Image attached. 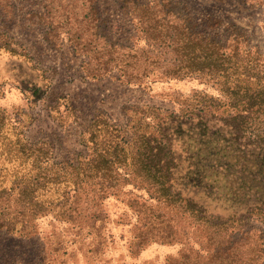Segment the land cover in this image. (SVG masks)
Segmentation results:
<instances>
[{"label": "rangeland", "instance_id": "1", "mask_svg": "<svg viewBox=\"0 0 264 264\" xmlns=\"http://www.w3.org/2000/svg\"><path fill=\"white\" fill-rule=\"evenodd\" d=\"M145 9L142 19L163 41L144 37ZM195 32L236 46L238 65L245 58L264 69V0H0V221L16 226H0V264H264V196L260 187L247 190L254 181L243 184L234 169L199 166L204 185L179 186L173 193L185 199L171 203L135 183L128 166L110 175L132 181L112 189L86 186L75 204L73 191L68 202H57L62 185L39 187L30 204L17 187L10 189L14 175L36 172L35 161L55 175L90 158L84 142L97 121L129 137L147 125L151 130L156 116L178 112L197 92L212 110L241 103L242 91L224 92L234 78L165 73L179 64L182 40ZM238 79L248 83L240 73ZM258 126L264 132V121ZM19 144L32 156L8 151ZM186 145L175 147L190 151ZM187 168L183 157L176 173ZM87 194L109 195L89 200ZM193 200L205 212L191 210Z\"/></svg>", "mask_w": 264, "mask_h": 264}, {"label": "trees", "instance_id": "2", "mask_svg": "<svg viewBox=\"0 0 264 264\" xmlns=\"http://www.w3.org/2000/svg\"><path fill=\"white\" fill-rule=\"evenodd\" d=\"M146 15L145 9L139 17L140 22L144 24V37L147 40L163 41L165 35L161 31L156 32L154 26L147 25L145 23L147 20L142 19ZM130 16L135 17L131 13ZM182 43L178 51L179 64L165 73L174 77L195 75L202 80L207 72L225 76L226 81L234 78V82H231L233 86H227L224 92L230 96H237V91L239 93L242 91L241 99L238 101L241 103L237 104L235 101L233 105L230 103L217 104L212 110L207 104V97L197 92L196 96L191 97L189 103L185 106L181 105L178 112L165 114L162 117L156 116L158 122L151 130L148 131L147 125L145 130L133 131L129 137L123 135L116 125L97 121L84 142L85 145L91 146L90 158H85L79 165H66L59 168V173L55 175L52 174L49 164L41 162L39 164L34 160L33 170L36 172L29 171V176L26 178L14 175L11 180L10 189L18 188L19 199L30 204L33 200H38L39 194L35 193L39 187L62 185L63 191L57 202H68L70 199L68 194L73 191L75 195L72 198L74 197L73 203L75 204L78 202L79 191L86 186L92 187L99 184L106 189H112L118 183L132 181L128 178L123 180L112 178L110 173L120 166L131 167L138 177V180L133 181L146 185L157 200L164 202L171 203L176 200L182 202L185 196L182 195L179 198L173 193L176 191L179 194L182 191V188H178L179 186L192 185L195 188L203 186L202 179L205 171L220 168L226 171L232 169L237 171V178L242 180L243 184H245L243 182L245 178L254 181L255 185L246 186L247 190L260 187V195L264 196V132L259 131L258 126L264 121V115L259 112L260 108L264 107V75L258 73H262L264 69H261L253 60H245V58L239 59L238 65L236 46L228 48V45L219 44L211 37H205L203 40L197 32L188 35ZM234 43L237 44V40H234ZM251 70L254 71L250 72ZM122 73L121 75L128 83L134 82L132 81L135 79L134 76L124 71ZM237 73L245 75L248 83L240 79L237 81ZM261 82L263 83L260 84ZM251 90L253 92L249 94ZM222 106H224L223 109H218ZM240 106L242 109H237ZM232 107L235 108L234 113L230 112ZM254 109L257 110L254 112ZM250 112H254L255 115ZM176 141L187 143L186 146L190 151L181 150L179 152L175 147ZM8 151L10 153L16 151L14 155L18 154L20 158L31 157L33 152L20 144L15 150L9 149ZM183 157L188 163V168L182 176L176 171ZM236 158L237 164H234L233 161L235 162ZM199 166H202L205 171L201 173ZM100 172L101 175H98ZM107 195L109 194H87L89 200L104 199L108 197ZM259 203L264 205L263 200ZM197 204L196 201L190 202L191 210L205 212L202 209H195L201 206ZM253 206L251 204L246 212L250 213ZM72 211L75 209L61 210V213L70 215ZM38 214L39 210L31 211L32 216ZM0 226L7 227L11 231L16 229L14 224L5 222L3 218H1ZM25 228L26 226H23L20 233L27 231Z\"/></svg>", "mask_w": 264, "mask_h": 264}]
</instances>
